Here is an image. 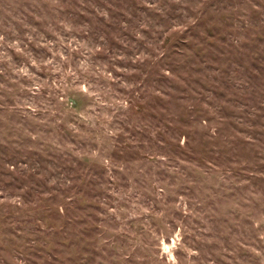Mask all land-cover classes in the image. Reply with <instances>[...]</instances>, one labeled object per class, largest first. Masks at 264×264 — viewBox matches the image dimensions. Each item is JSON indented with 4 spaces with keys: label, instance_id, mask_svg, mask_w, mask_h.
Instances as JSON below:
<instances>
[{
    "label": "rangeland",
    "instance_id": "374dc122",
    "mask_svg": "<svg viewBox=\"0 0 264 264\" xmlns=\"http://www.w3.org/2000/svg\"><path fill=\"white\" fill-rule=\"evenodd\" d=\"M0 264H264V0H0Z\"/></svg>",
    "mask_w": 264,
    "mask_h": 264
}]
</instances>
